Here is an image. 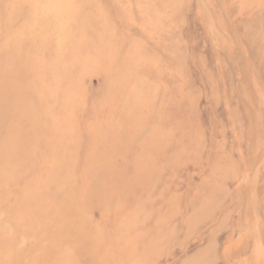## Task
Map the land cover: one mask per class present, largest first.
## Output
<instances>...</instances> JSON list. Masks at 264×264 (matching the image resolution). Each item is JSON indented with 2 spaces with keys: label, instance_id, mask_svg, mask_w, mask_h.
Masks as SVG:
<instances>
[{
  "label": "rangeland",
  "instance_id": "obj_1",
  "mask_svg": "<svg viewBox=\"0 0 264 264\" xmlns=\"http://www.w3.org/2000/svg\"><path fill=\"white\" fill-rule=\"evenodd\" d=\"M0 264H264V0H0Z\"/></svg>",
  "mask_w": 264,
  "mask_h": 264
}]
</instances>
